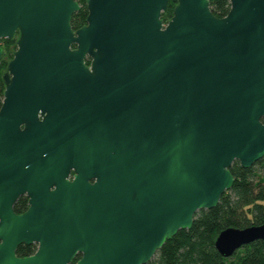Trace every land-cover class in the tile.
Returning a JSON list of instances; mask_svg holds the SVG:
<instances>
[{"label": "water", "instance_id": "obj_1", "mask_svg": "<svg viewBox=\"0 0 264 264\" xmlns=\"http://www.w3.org/2000/svg\"><path fill=\"white\" fill-rule=\"evenodd\" d=\"M227 1L217 17L209 0H86L73 31L76 0H0V39L18 30L1 73L0 264H145L218 203L233 161L264 158V0ZM257 239L264 223L213 245L227 257Z\"/></svg>", "mask_w": 264, "mask_h": 264}, {"label": "trees", "instance_id": "obj_2", "mask_svg": "<svg viewBox=\"0 0 264 264\" xmlns=\"http://www.w3.org/2000/svg\"><path fill=\"white\" fill-rule=\"evenodd\" d=\"M173 5L168 2L162 17ZM209 9L215 16L222 17L227 13L229 3L227 0H209ZM86 14V7H80L72 14L71 26L79 27ZM2 91L0 74V104ZM262 164L263 159L244 168L233 161L229 167L232 185L222 193L218 203L212 208L198 210L191 227L179 230L167 239L145 264H264V239L245 244L227 257L220 255L213 245L215 236L226 227L243 228L264 223V177H260L255 168Z\"/></svg>", "mask_w": 264, "mask_h": 264}, {"label": "flooded vegetation", "instance_id": "obj_3", "mask_svg": "<svg viewBox=\"0 0 264 264\" xmlns=\"http://www.w3.org/2000/svg\"><path fill=\"white\" fill-rule=\"evenodd\" d=\"M84 24H85V19H84V22L80 26H82ZM70 26H71V24H70ZM79 27H77V28H79ZM71 28H72L73 31L75 29H77V28H73L72 26H71ZM17 37H18V30H16L14 32V35L11 38H9V39L14 40V43H15L14 46H13V49L11 50L12 53L14 52V50L16 48V39H17ZM6 39H8V38H6ZM72 47H74V46H72ZM86 63H89V59L88 58H86ZM3 88H4V86H3ZM77 174H78V172H77L76 168L74 166H70L67 169L66 174H65L63 179H64V181H66L68 183H72L75 180ZM94 181H95V178H89L88 179V183L89 184L94 183ZM56 188H57L56 184L53 183V184H51V185H49L47 187V190L49 192H53L54 190H56ZM39 197H42V196H39ZM31 206H32V203H31L30 193L28 191H24V192H21V193L18 194V196L16 197V199L12 203L11 208H12V211H13L14 214L20 215V214H23L26 211H28V209ZM38 246H39V243L37 241H33V242H30V243L22 242V243H20V244H18L16 246L14 253H15L16 257L31 256V255L35 254V252L38 249ZM78 258H80V254H76L74 256V258L72 260V263H74Z\"/></svg>", "mask_w": 264, "mask_h": 264}, {"label": "rangeland", "instance_id": "obj_4", "mask_svg": "<svg viewBox=\"0 0 264 264\" xmlns=\"http://www.w3.org/2000/svg\"><path fill=\"white\" fill-rule=\"evenodd\" d=\"M76 1L80 5V7L85 6V0H76ZM171 11H172V9L170 10V12L167 11V15H164L162 17L163 22H166V20L171 16ZM14 44H15L14 40H12V39L2 38L0 40V46L3 49V54H2L1 59H0V74L5 70L7 62L12 57L11 50L13 49ZM255 168L258 172V175L260 177H264V158H263V164L262 165H255Z\"/></svg>", "mask_w": 264, "mask_h": 264}]
</instances>
